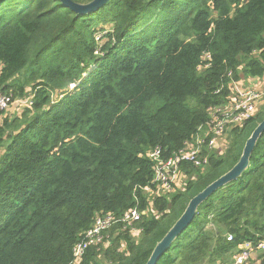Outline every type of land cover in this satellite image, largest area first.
Masks as SVG:
<instances>
[{
	"label": "trees",
	"instance_id": "obj_1",
	"mask_svg": "<svg viewBox=\"0 0 264 264\" xmlns=\"http://www.w3.org/2000/svg\"><path fill=\"white\" fill-rule=\"evenodd\" d=\"M242 75L264 77V0H109L87 14L0 0V93L33 96L0 110V264H146L190 199L237 163L264 102L230 129L223 154L183 162L188 179L171 194L157 192L150 153L194 141ZM134 208L135 227L115 223L74 262L98 216ZM262 238L264 131L249 168L202 203L157 264H231Z\"/></svg>",
	"mask_w": 264,
	"mask_h": 264
},
{
	"label": "built area",
	"instance_id": "obj_2",
	"mask_svg": "<svg viewBox=\"0 0 264 264\" xmlns=\"http://www.w3.org/2000/svg\"><path fill=\"white\" fill-rule=\"evenodd\" d=\"M260 79L264 82V77L251 78V80L256 82L255 84L249 82L254 87L245 85L241 80L233 82L227 104L222 108H217L212 113V120L207 127L202 128V133L198 134L194 141L186 142V145L181 150L168 158L162 156L159 147L150 153V156L155 161L154 183L156 184L157 192L169 193L170 191H175V184L177 186L180 166L183 162H194L198 166L205 164L207 158H201L200 156L205 148H214L219 136H228L230 130L228 131L227 129L242 125L247 119L255 115L264 102V89L258 85ZM32 98L33 96L26 99H17L16 102L19 105H31ZM12 103L10 96L0 93V110H7ZM140 218L141 213L137 208L132 209L120 219L109 213L98 216L94 225L87 229L80 241L75 244L73 248L74 262L78 263L91 245L101 242L104 231L115 223L123 222L126 226H131ZM232 239L233 236L229 235L228 240ZM260 252H264V238L256 242L244 241L239 245V251L233 254L231 264H251L252 260L257 259Z\"/></svg>",
	"mask_w": 264,
	"mask_h": 264
},
{
	"label": "water",
	"instance_id": "obj_3",
	"mask_svg": "<svg viewBox=\"0 0 264 264\" xmlns=\"http://www.w3.org/2000/svg\"><path fill=\"white\" fill-rule=\"evenodd\" d=\"M66 7H69L77 14L91 13L104 6L109 0H91L88 3H78L73 0H60ZM264 131V119L256 126L251 135L245 142L243 152L237 163L226 173L221 175L215 181L206 186L201 192L196 194L188 202L181 216L176 220L172 227L167 231L164 237L157 242L151 256L146 264H157L160 256L171 246L174 240L190 225L194 220L199 207L215 191L231 183L240 177L250 165V157L255 148L258 139Z\"/></svg>",
	"mask_w": 264,
	"mask_h": 264
},
{
	"label": "rangeland",
	"instance_id": "obj_4",
	"mask_svg": "<svg viewBox=\"0 0 264 264\" xmlns=\"http://www.w3.org/2000/svg\"><path fill=\"white\" fill-rule=\"evenodd\" d=\"M97 40L98 41H101V38H102V33H100V32H98L97 34ZM251 78L252 77H247V76H241V81L243 82V83H245V85H250L251 87L253 86L254 87V85H252V84H250L249 82H254L253 80H251ZM258 85H260L261 87H263V89H264V82L260 79V82H259V84ZM256 86V85H255ZM256 88V87H255ZM263 98H264V96H263ZM21 108V106L19 105V104H17V102H16V100L10 105V107L7 109V110H4L5 111V114L6 113H13V114H15V113H17L16 111H18L19 109ZM20 112H22V110L21 111H19V113ZM228 131L230 130V129H227ZM228 131H226V132H228ZM202 133V132H201ZM227 139H228V136H225V135H222V136H219L218 137V140L216 141V145H215V147L214 148H212V149H210V148H205L204 149V151L205 150H208V153H210V152H220V153H224L225 152V149L227 148ZM195 143V142H194ZM210 150V151H209ZM202 154H204V153H202ZM203 167L205 166V165H202ZM188 178H187V175H186V177L184 176V175H182V174H180V176H179V179H178V181H177V186H176V184H175V190H177V189H182V188H184V186H185V181L187 180ZM161 192V194H165V193H162V191H160ZM151 193V192H150ZM170 194L172 193V191H170L169 192ZM211 226V225H210ZM130 228H133V227H135V225H131V226H129ZM230 260V259H229ZM251 264H258L257 262H256V260H254V261H252V263Z\"/></svg>",
	"mask_w": 264,
	"mask_h": 264
},
{
	"label": "crops",
	"instance_id": "obj_5",
	"mask_svg": "<svg viewBox=\"0 0 264 264\" xmlns=\"http://www.w3.org/2000/svg\"><path fill=\"white\" fill-rule=\"evenodd\" d=\"M252 84H255L256 82H251Z\"/></svg>",
	"mask_w": 264,
	"mask_h": 264
}]
</instances>
